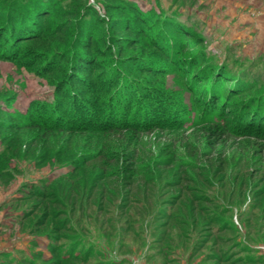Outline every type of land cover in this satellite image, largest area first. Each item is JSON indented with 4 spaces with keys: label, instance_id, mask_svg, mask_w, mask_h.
I'll use <instances>...</instances> for the list:
<instances>
[{
    "label": "rangeland",
    "instance_id": "obj_1",
    "mask_svg": "<svg viewBox=\"0 0 264 264\" xmlns=\"http://www.w3.org/2000/svg\"><path fill=\"white\" fill-rule=\"evenodd\" d=\"M48 234L90 252L65 264L264 261V0H0V264H56Z\"/></svg>",
    "mask_w": 264,
    "mask_h": 264
},
{
    "label": "trees",
    "instance_id": "obj_2",
    "mask_svg": "<svg viewBox=\"0 0 264 264\" xmlns=\"http://www.w3.org/2000/svg\"><path fill=\"white\" fill-rule=\"evenodd\" d=\"M10 14L12 16H16V13L14 12V10L12 12H10ZM29 21H30L29 18H23V19H21L20 17L19 18L17 17L15 19L13 18L12 22L10 23V25L8 26V29L5 32L8 33L10 36H13L10 33H15L14 36H18V37L21 36L22 34L33 33L32 29L30 27ZM24 24H26V26H24ZM5 32H3V33H5ZM120 96H121V94H119V97ZM116 107L120 108V106H118V105ZM112 110H110V111H112ZM120 122H122V121H119L118 123H120ZM215 218H216V216L213 215V217L211 218V221L216 220ZM224 227L225 226H221L219 228L221 230ZM50 234H48V236H51L52 244L49 245V247H50L51 253L53 255H56L58 258L56 264H62V262L65 264L69 260H74V259L83 262L89 256V254H90L89 251H84V253L82 255H80L79 252H76L74 250V247L79 245L78 243L72 242V243H69L65 248H63L59 245L60 240H58V237L56 238ZM226 241H230V240L226 239ZM213 252H215V251H213ZM218 252H220L221 257H218L217 255H214L213 253L210 254V256L212 258H215L217 261H219L221 263H225V264H238V263H241V264H264L263 259H261V257L256 254L255 249L252 247V245L249 244V241L246 240L245 238L242 240V242L237 243L236 246L219 248ZM235 253L239 254L238 257L232 258V256ZM31 261L29 260L28 262L31 264Z\"/></svg>",
    "mask_w": 264,
    "mask_h": 264
},
{
    "label": "crops",
    "instance_id": "obj_3",
    "mask_svg": "<svg viewBox=\"0 0 264 264\" xmlns=\"http://www.w3.org/2000/svg\"><path fill=\"white\" fill-rule=\"evenodd\" d=\"M257 254V253H256Z\"/></svg>",
    "mask_w": 264,
    "mask_h": 264
}]
</instances>
